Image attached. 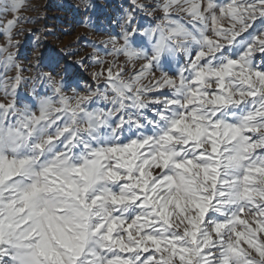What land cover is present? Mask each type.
<instances>
[{
    "label": "snow or ice",
    "instance_id": "6c2138e0",
    "mask_svg": "<svg viewBox=\"0 0 264 264\" xmlns=\"http://www.w3.org/2000/svg\"><path fill=\"white\" fill-rule=\"evenodd\" d=\"M125 3L82 83L0 0V264H264V0Z\"/></svg>",
    "mask_w": 264,
    "mask_h": 264
},
{
    "label": "rangeland",
    "instance_id": "374dc122",
    "mask_svg": "<svg viewBox=\"0 0 264 264\" xmlns=\"http://www.w3.org/2000/svg\"><path fill=\"white\" fill-rule=\"evenodd\" d=\"M80 2L81 0H26V7L21 14L35 18V22H21L17 27L24 30L44 29V39L39 46L40 52L46 57L55 56L59 59L58 72L63 69L66 61L71 63L77 59H83L85 65H89V71L74 66L68 75L74 79H80L82 83H91V56L94 52L92 42L96 41L98 44L99 40L104 38V33L98 29L109 27L110 19L114 26L116 8L121 5L126 7L127 4L125 0H90L93 8L84 12L83 9L78 10ZM87 15H91L96 21L94 28L86 27L81 22ZM15 38L24 42L22 51L28 57L25 63L33 62L34 49L30 40L34 38L30 37L27 31ZM3 39L4 37L0 36V42ZM99 47L101 49L99 54L103 56L102 46ZM44 70L51 71L50 68ZM29 74L25 73V75Z\"/></svg>",
    "mask_w": 264,
    "mask_h": 264
}]
</instances>
